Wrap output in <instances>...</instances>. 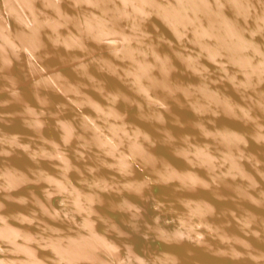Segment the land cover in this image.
I'll list each match as a JSON object with an SVG mask.
<instances>
[{
	"label": "water",
	"instance_id": "95a60500",
	"mask_svg": "<svg viewBox=\"0 0 264 264\" xmlns=\"http://www.w3.org/2000/svg\"><path fill=\"white\" fill-rule=\"evenodd\" d=\"M0 264H264V0H0Z\"/></svg>",
	"mask_w": 264,
	"mask_h": 264
}]
</instances>
